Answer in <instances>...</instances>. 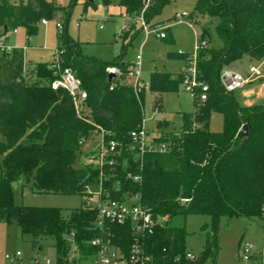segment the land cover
<instances>
[{"label":"trees","instance_id":"obj_1","mask_svg":"<svg viewBox=\"0 0 264 264\" xmlns=\"http://www.w3.org/2000/svg\"><path fill=\"white\" fill-rule=\"evenodd\" d=\"M0 1V38L18 26H24L28 35L35 33L37 23L58 9L47 0ZM167 1L154 0L145 17L150 20ZM120 4L135 16L143 6L142 0H120ZM196 11L217 18V46L200 49L197 59L199 79L208 85L207 98H193L194 110L183 113L179 131L161 132L155 137L170 143L168 152H145L141 159L131 131L142 124L146 91L136 94L123 82L131 69L129 63H120V83L108 72L110 66L118 65L116 60L87 56L80 42L67 33L59 35L62 64L82 80L87 92L84 114L78 116L69 93L52 89L57 75L50 62L28 66L21 49L0 53V222L16 223L21 234L31 236L34 242L51 237L59 264L64 263L72 246L81 256L95 252L89 241L100 234L95 225L97 210L84 206L64 215L58 207L18 205L14 183L26 180L40 193L79 194L84 198L87 185L101 182L113 199L137 197L153 218H168L165 226L157 225L142 239L146 253L157 264L214 261L222 216L242 215L263 223L264 103L240 106L234 92L221 87L219 73L243 56L264 59V0H197ZM200 38L211 39L207 26ZM168 54L182 59L189 56ZM182 76L151 73L148 86L156 110H162L161 94L175 90ZM212 111L223 115L219 132L209 128ZM246 122L251 127L250 136L239 134ZM98 126L109 132L107 140L118 142L115 152L107 157L112 163L107 161L100 167L81 158V165L75 166L82 146L79 141H86ZM86 154L93 156L94 150ZM190 213L210 215L214 231L212 241L194 259L186 257L184 226L172 223ZM111 229L114 243L127 251L133 241L130 225L113 224ZM252 258L264 264V253Z\"/></svg>","mask_w":264,"mask_h":264},{"label":"rangeland","instance_id":"obj_2","mask_svg":"<svg viewBox=\"0 0 264 264\" xmlns=\"http://www.w3.org/2000/svg\"><path fill=\"white\" fill-rule=\"evenodd\" d=\"M58 9L46 19V23H37L35 33L27 34L24 26H18L17 32L10 29L5 37L8 43L18 49H24V58L28 66L39 62H50L54 56V49L59 46L58 37L67 33L71 38L80 42L83 54L104 61L116 60L120 63L136 62L137 55L141 56L139 78L149 85L153 71L167 72L173 77L185 73L190 67L186 59L171 57L169 52L191 54L196 52V45L200 43V34L204 26L209 28L211 39H203L205 48L217 46L215 33L217 18H208L196 11L197 0H168L160 10L150 19V25L172 22L174 17L186 12L188 17L174 24L169 30L167 38L155 34L145 36L141 30V23L135 15L127 12L120 4V0H47ZM192 18H196L190 26ZM128 19V20H127ZM57 23L62 24L59 32ZM129 23L131 32L125 35L123 27ZM194 30L198 33L195 35ZM29 38V39H28ZM255 60L243 56L230 67L247 74L249 66ZM229 67V66H228ZM122 72V71H121ZM153 93L148 89L143 103V122L145 127L158 138L161 132L179 131L183 124V113L194 110V99L186 92L179 82L177 88L161 94L162 110H156L153 105ZM158 121L161 125L158 126ZM211 131L219 132L223 128V115L212 111L209 121ZM101 135L92 134L81 146L75 166L81 165L82 160H90L86 152L97 150ZM0 140L3 135L0 132ZM89 163V162H88ZM94 200L97 201L96 189H92ZM14 199L18 205L58 207L64 215L70 211L85 206L84 198L79 194H52L35 192L33 182L18 180L14 183ZM211 217L208 214L190 213L185 217L179 216L172 221L175 225L185 228V248L194 255H200L213 239ZM51 237H43L40 241H32L31 236L21 234L16 223L0 222V264H10L6 254L13 255L20 252L16 264H30L31 260L39 259L40 264H59L56 249ZM249 245L250 254L254 257L264 253V225L259 218H248L242 215L222 216L217 225V255L215 260L209 259L205 264H257L250 258L242 260V246ZM42 244V246L40 245ZM74 257L79 264H93L92 256ZM49 260V263L47 262ZM66 260V259H65ZM64 260V261H65Z\"/></svg>","mask_w":264,"mask_h":264},{"label":"built area","instance_id":"obj_3","mask_svg":"<svg viewBox=\"0 0 264 264\" xmlns=\"http://www.w3.org/2000/svg\"><path fill=\"white\" fill-rule=\"evenodd\" d=\"M1 3V1H0ZM154 3V0H142V9L140 13L136 15L137 19L141 23L142 31L145 36L155 34L161 38L167 36V29L175 23H180L183 21L184 17H188V13H179L174 17L173 23H161L150 25L149 19L145 17V12ZM128 20V19H127ZM196 19L192 18L189 23L193 26ZM42 23H46V19L41 20ZM57 27L59 32H62V24L58 23ZM131 27L129 23L123 27V31H130ZM13 32H17V28L12 29ZM195 35L198 33L194 30ZM206 46L205 41H200L196 45V52L189 54L186 60L189 62L190 67L183 73L181 84L184 90L192 95L193 98H198L199 100H205L207 98L208 85L199 79V71L197 68L198 52L200 49ZM24 47L21 50H24ZM18 49L9 44L3 35L0 38V53L7 52L10 53L12 50ZM182 53V52H179ZM141 56L137 55L136 62L131 67L125 82L127 85L131 86L134 92L137 94L141 90L147 91L149 86L142 82L139 78V66H140ZM61 58V49H54V56L49 63L50 68L53 69L57 77L51 82V87L54 90L64 89L66 90L72 98L74 108L78 116H82L85 110V100L87 98V92L83 88L82 80L69 68L63 66ZM109 74H113V77L120 80L122 72L116 66H110L108 68ZM262 76V71L258 66H251L248 73L245 75L241 71L232 69L230 67H224L219 73L220 85L225 92H234L238 89L243 88L250 82L258 79ZM117 84L113 83L110 89ZM98 133H100L101 138L98 141L97 150H94L93 156H89V163H94L102 167L108 160L107 157L115 152L118 142L113 139H106V135L109 134L108 131L101 127H97ZM131 137L134 142V148H136V154L141 159L145 152H159L166 153L170 150V143L166 141H156L152 133L145 127L144 122L135 130L131 131ZM80 144H84L85 140L81 139ZM87 162V163H88ZM135 180L139 179V176H134ZM92 189H96L97 201L94 200V193ZM85 206L88 208H93L97 210V219L95 221L96 228L99 229L100 234L92 238L89 241L91 246L95 247V252L90 254L93 257V264H157L155 263L153 257L146 253L143 246L142 239L147 235L154 232L157 225L165 226L168 222L167 217H157L153 218L151 210L142 205L137 197H130L124 200L113 199L103 190L102 183L98 185H87L85 188ZM185 201V199H183ZM130 225L133 232V241L127 251H123L119 246H117L113 241V232L111 225ZM264 224V220H263ZM243 254L242 260L244 262L250 260L252 255L249 251V245L243 244L242 246ZM75 249L72 246L66 260L63 264H79V260L74 257ZM20 252L17 251L15 254H6L5 258L10 264H16ZM186 257L189 259H194L195 255L191 252L186 253ZM49 263V260H47ZM30 264H40L39 259L31 260Z\"/></svg>","mask_w":264,"mask_h":264},{"label":"crops","instance_id":"obj_4","mask_svg":"<svg viewBox=\"0 0 264 264\" xmlns=\"http://www.w3.org/2000/svg\"><path fill=\"white\" fill-rule=\"evenodd\" d=\"M150 21V20H149ZM174 20L171 22H164V23H173ZM58 24V23H57ZM177 24V23H175ZM174 24H172L168 29L171 30V27ZM191 26V25H190ZM142 30V28H141ZM125 32V31H123ZM131 32L128 31L127 34L125 35H129V33ZM126 33V32H125ZM6 38V37H5ZM29 39V38H28ZM6 40L8 41V38H6ZM10 44V43H9ZM24 53V50H23ZM248 57V56H247ZM250 58V57H249ZM251 59V58H250ZM25 60V58H24ZM253 60V59H252ZM51 62V61H50ZM236 62V61H234ZM233 62V63H234ZM255 64H251L249 66V68L251 66H258L260 67L261 71H262V76L259 77L258 79L254 80L253 82L248 83L247 85H245L243 88L238 89L236 91H234V96L235 99L237 101V103L240 106H252V105H258V104H263L264 103V59L261 61H256L255 60ZM231 63L229 65V67L233 64ZM134 65V63L132 65L129 64L130 68ZM231 68V67H230ZM154 97V95H153ZM150 132V131H149ZM151 133V132H150Z\"/></svg>","mask_w":264,"mask_h":264},{"label":"water","instance_id":"obj_5","mask_svg":"<svg viewBox=\"0 0 264 264\" xmlns=\"http://www.w3.org/2000/svg\"><path fill=\"white\" fill-rule=\"evenodd\" d=\"M91 1V0H90ZM113 76V74H109V77L111 78ZM240 135H244V136H250L251 134V127L250 124L248 122L244 123L239 131Z\"/></svg>","mask_w":264,"mask_h":264}]
</instances>
